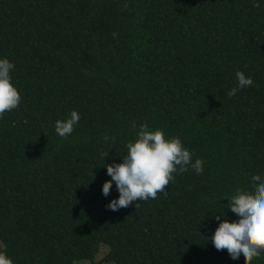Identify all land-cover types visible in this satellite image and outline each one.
Instances as JSON below:
<instances>
[{"label":"trees","instance_id":"obj_1","mask_svg":"<svg viewBox=\"0 0 264 264\" xmlns=\"http://www.w3.org/2000/svg\"><path fill=\"white\" fill-rule=\"evenodd\" d=\"M0 59L21 97L0 118V252L13 264H244L211 236L215 215L239 219L226 197L264 178V0H0ZM237 71L253 84L229 97ZM72 111L61 138L55 121ZM141 124L178 137L203 172L112 211L103 166L123 162Z\"/></svg>","mask_w":264,"mask_h":264},{"label":"clouds","instance_id":"obj_2","mask_svg":"<svg viewBox=\"0 0 264 264\" xmlns=\"http://www.w3.org/2000/svg\"><path fill=\"white\" fill-rule=\"evenodd\" d=\"M12 69L14 65L11 62L0 59V118L5 112L16 109L21 101L18 90L11 83ZM235 77L237 86L227 91L229 97L253 84V80L243 72L237 71ZM79 119V114L72 111L70 118L55 121V132L61 138H66L71 135ZM108 139V136L104 137L105 141ZM126 148L127 154L122 157V163L103 166L111 177L102 186L103 195H109L113 181L119 193L118 199L106 205L112 211L127 208L136 201L156 199L158 193H165L174 173L186 172L189 167L196 174L203 172V161L197 158L193 163L192 153L178 137L165 138L163 130H149L147 124L139 126L135 141L127 143ZM101 155L105 159L109 153L104 151ZM251 180V192L237 189L231 197H226V208L239 219L229 222L215 215L220 223L211 236L217 251L226 250L232 260L242 256L244 264H251L253 258L264 252V178L254 175ZM138 206L139 203H136L135 208ZM0 264H13V261L0 252Z\"/></svg>","mask_w":264,"mask_h":264},{"label":"rangeland","instance_id":"obj_3","mask_svg":"<svg viewBox=\"0 0 264 264\" xmlns=\"http://www.w3.org/2000/svg\"><path fill=\"white\" fill-rule=\"evenodd\" d=\"M3 247V243L0 241V248ZM109 247L107 244L102 243L99 247V251L95 254V260H99L104 256V254L108 251ZM90 262L86 259H82L79 261H76L74 264H89ZM106 264H115L113 262H108Z\"/></svg>","mask_w":264,"mask_h":264}]
</instances>
